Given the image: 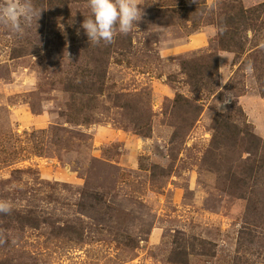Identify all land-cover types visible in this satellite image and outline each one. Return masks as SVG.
<instances>
[{
	"label": "rangeland",
	"instance_id": "obj_1",
	"mask_svg": "<svg viewBox=\"0 0 264 264\" xmlns=\"http://www.w3.org/2000/svg\"><path fill=\"white\" fill-rule=\"evenodd\" d=\"M231 1L137 0L111 43L88 40V0L0 24V264H264V157L215 128L264 140V0L239 1L250 26L225 51Z\"/></svg>",
	"mask_w": 264,
	"mask_h": 264
},
{
	"label": "clouds",
	"instance_id": "obj_2",
	"mask_svg": "<svg viewBox=\"0 0 264 264\" xmlns=\"http://www.w3.org/2000/svg\"><path fill=\"white\" fill-rule=\"evenodd\" d=\"M90 15L84 19L82 28L92 43H111L115 31L127 34L137 27L143 8L137 0H88ZM37 15L33 0H0V24L14 32H21ZM252 71V66L247 67ZM11 210L10 202L0 201V212Z\"/></svg>",
	"mask_w": 264,
	"mask_h": 264
},
{
	"label": "trees",
	"instance_id": "obj_3",
	"mask_svg": "<svg viewBox=\"0 0 264 264\" xmlns=\"http://www.w3.org/2000/svg\"><path fill=\"white\" fill-rule=\"evenodd\" d=\"M239 1L240 0H232L231 2H223V3L219 2V3H217V5H218L217 6V8H218L217 13L221 16L219 19V22L217 23V29H218L217 41H218V45H219L221 50L231 51L234 48V46H236L237 48H240L241 47V41L238 39L239 34L241 33V31L247 30L248 27L250 26L246 20L248 19L247 14H250L251 10L247 11L246 9H244L242 4ZM257 9L258 8L253 9L252 12L257 11ZM200 12L204 13L205 10H202ZM206 13H204V14L206 15ZM206 18L208 20L209 19L211 20L212 16H206ZM102 59H103L102 57L97 59V63H100ZM215 62L216 61L214 58H210L209 62L206 63L207 66H205V68L207 70H210V68H213L208 72L214 71L212 73H216L217 68H216ZM185 69L187 71L192 70V73L195 72V74H196L201 69L203 71L204 65L200 69H198V71H197L196 67H186ZM102 72H103V70H102ZM98 77L100 78L99 81L101 82V80L103 78V73H100ZM123 107L126 108V106H123ZM226 116H227L226 119H222V120H220V119L218 120V118L215 119V128L220 130L221 133L225 134L224 143L228 144V142H226V140L231 138V137L236 140L237 137L241 136L239 138V140L241 143L246 142L245 143L246 145L243 148L249 156H251L253 154L254 150L261 149L260 157H264V140L258 138L253 133L248 132L247 129H245L243 127H242L243 130L240 129L241 127L239 128L236 124H234L233 122H231L229 120L230 114H226ZM218 123H219V125H216ZM141 125L142 124L134 123V130L139 135H146L144 133ZM220 144H222V143H220ZM245 170H246V172L253 173L255 171L254 161H252V163H250L249 165L247 162L244 171ZM18 219H19V221H17V223H20L22 225H30V226H36L37 225V222L32 217L20 216ZM175 254H179V252L175 253ZM181 254H182V256L183 255L185 256V252H182ZM184 260L185 259L175 260V261L177 263L183 264L186 262Z\"/></svg>",
	"mask_w": 264,
	"mask_h": 264
},
{
	"label": "crops",
	"instance_id": "obj_4",
	"mask_svg": "<svg viewBox=\"0 0 264 264\" xmlns=\"http://www.w3.org/2000/svg\"><path fill=\"white\" fill-rule=\"evenodd\" d=\"M202 40V39H201ZM201 44V43H200Z\"/></svg>",
	"mask_w": 264,
	"mask_h": 264
}]
</instances>
